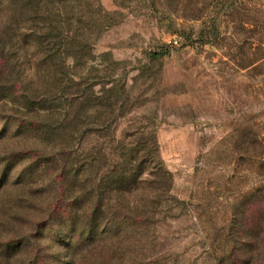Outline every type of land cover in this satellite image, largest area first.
<instances>
[{
  "label": "rangeland",
  "instance_id": "rangeland-1",
  "mask_svg": "<svg viewBox=\"0 0 264 264\" xmlns=\"http://www.w3.org/2000/svg\"><path fill=\"white\" fill-rule=\"evenodd\" d=\"M100 4L77 40L91 58L27 54L2 76L0 264H262L264 0ZM123 153L144 173L124 194L107 177Z\"/></svg>",
  "mask_w": 264,
  "mask_h": 264
},
{
  "label": "trees",
  "instance_id": "trees-1",
  "mask_svg": "<svg viewBox=\"0 0 264 264\" xmlns=\"http://www.w3.org/2000/svg\"><path fill=\"white\" fill-rule=\"evenodd\" d=\"M2 3L3 0H0V11L5 14L3 17L6 22L0 28V82L2 76L7 72L8 64L12 61L19 62L27 54L36 63L49 65L48 70L53 67V62L56 59L67 62L75 56H79L84 61L89 57L91 58L92 53L88 49L91 47L88 42L86 41L82 45L77 40L78 38L85 39V35L82 34L84 28L89 30L94 29V27L97 28L100 24L99 21H107V15H109L103 10H100L101 13H96L95 9H103L100 0H8L7 4L3 5ZM88 16L91 17L90 20H88ZM86 51L90 55H86ZM164 54L163 51L154 53L152 58L158 60ZM6 74L11 75L8 72ZM5 96L7 97L0 98H8L11 94L8 93ZM33 104L38 106V103ZM40 110H44V108ZM52 134L53 131L49 137ZM121 159L124 165L120 171L107 174V177L113 186L111 190L124 194L133 190L134 183L144 173L143 171L136 172L135 169L129 167L128 157L126 158L125 153ZM152 165L150 183L156 186V191L168 195L173 186L171 173L155 157L152 159ZM74 181H77V175L74 177ZM156 206L158 205L155 204L154 207ZM107 208L108 206L99 204L91 209L94 213L82 220L84 228L89 229L90 233L94 234L100 226L96 224L99 220L97 215ZM107 212L109 211L107 210ZM155 212L151 213L154 214ZM72 222L75 225L80 223L75 219ZM260 226L264 228V217L260 221ZM262 230L261 232H263ZM262 264H264V259Z\"/></svg>",
  "mask_w": 264,
  "mask_h": 264
}]
</instances>
